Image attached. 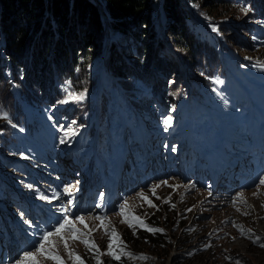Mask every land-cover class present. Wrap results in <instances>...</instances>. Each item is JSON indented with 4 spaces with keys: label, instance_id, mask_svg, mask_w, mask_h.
I'll use <instances>...</instances> for the list:
<instances>
[{
    "label": "rangeland",
    "instance_id": "rangeland-1",
    "mask_svg": "<svg viewBox=\"0 0 264 264\" xmlns=\"http://www.w3.org/2000/svg\"><path fill=\"white\" fill-rule=\"evenodd\" d=\"M235 2L236 5L233 4L230 9H226L228 16L224 17L229 30L224 31V34H230L231 39H234V45L232 47L229 46L231 50L226 51L223 56L226 58L227 63L232 64H227L223 67L225 72L222 77L218 75L213 78L214 87H206L207 89L200 90L207 98L205 100L216 110L218 100L224 89L234 84L231 77V73H234L233 71L239 70L240 73L249 77H251L250 75H255L256 72L260 75L264 74V58L261 59L256 55L260 48H264V0L260 2L262 7L259 4L254 6L251 3L252 7L249 0H236ZM249 13L252 15L253 28L259 26L258 28L261 29V32L252 29L247 34L236 24L238 20L243 21V26L248 23ZM229 19L230 21H227ZM200 20L203 21V17ZM200 25H202V22ZM215 29L216 27L207 30L211 34L210 41H215L216 43L218 38L221 39V37H218L220 34ZM230 29L232 30L230 31ZM129 45L128 43V50L131 48ZM152 53H150L147 61L144 62V59L140 61L144 68H151V62L157 56L152 55ZM157 59H159V64H162L168 58L164 52H161ZM237 59H239L240 63ZM102 65L103 59L100 58V55L93 58L85 67L87 74L83 75L79 82L75 83L70 80L72 87L68 86V84L64 86L69 91L62 103L55 105L62 120L61 143L58 153L61 163L64 161L63 156L69 144V136L75 137L77 131L87 125L84 124L80 127L79 124L85 122V119L88 122L89 112L84 109H78L77 106L80 102L93 98L94 88L91 86H95V82L91 85L90 81L93 78L96 80V77L99 76L98 69ZM231 65H233V68ZM217 66L220 67L221 65ZM251 71L253 72L250 73ZM104 73L105 75H102V78L99 77V81L101 80L102 95L108 97L114 86L112 83L119 84L107 70ZM74 75H76L75 72ZM185 81L186 86H178V88H183L185 93L182 96L178 93V96L174 98H171V94L180 90L176 89L177 86L174 85L173 78L162 79L156 88L152 85L153 78L149 79L148 83H144L140 79L134 80V86L130 91L133 93V97L142 100V104L146 105V109L151 108L150 104L154 103L159 109L160 113L157 116L161 120L156 125L162 124L165 126L164 131H158L160 133L154 134L157 140H153L154 149L158 152L153 157L154 173L158 174L157 177L144 182L146 184L139 183L136 187H132L133 184L122 182L121 186H118L119 196L107 216L92 214L88 211H77L75 216L70 219L67 231L60 232L63 234L59 236L54 235L58 237L49 238V241L44 243V251L35 252L34 261L25 260L23 254L19 264H91L95 259L104 260L105 262L103 258L111 259L112 257V255L107 254L110 251L109 243L113 245L111 252L117 256L119 248L123 244L121 240L123 231L127 227L145 228L147 216L154 213L157 204L162 205L165 202L169 212L167 217L168 219H173L170 225L165 228L169 242L168 249H166L167 252L165 251V254L158 256L154 252L142 249V247L130 249L126 252V257L135 264H264V247H261V244H264V185L260 184V180L264 178V163L260 160L259 152L255 153L253 157H250L248 153L242 154V162L240 161L236 169L238 170L241 165L240 174L236 177V181L241 179L239 182L243 181L245 183L242 186L239 185L231 189V191H225L226 195L223 197L216 195V193L209 197V192L206 188L193 179V176L183 179L178 175L180 171L177 168V159L175 158L180 150H182L183 154L190 150H186L185 141H177L178 138H181L180 134H178L179 129H177L178 121H176L175 127L173 126L174 121L179 120L180 117L177 114L179 113L177 106L190 103L196 115L201 111L207 110L205 107V109H202L198 99L191 95L194 89L190 88L191 82L188 80V76ZM82 85L91 89L92 92L86 91L83 94L80 93L81 90L79 92H75L76 89L73 90V86L79 87ZM115 87H117L116 84ZM226 93L230 104L225 103L223 106L230 108L227 111L239 113V111H234L235 103L232 101L234 92L226 91ZM139 96H142V99H139ZM161 99L170 103L171 106L167 111L163 110V107H159ZM110 102H112V99H110ZM33 108L37 114L42 116V112H40L42 109ZM65 109L71 112L69 113ZM219 112L225 113L223 110H219ZM3 120L4 118L0 116V122ZM107 120L110 127L113 126L114 121H119L115 108L107 117ZM166 120L169 121L168 124H164ZM188 122L194 123L190 128L199 127L198 123H195L190 115L186 124ZM234 125L235 122L233 123ZM260 137L261 135L259 134ZM70 142L73 143V140H70ZM216 155V152L213 153V159H215ZM169 157L170 159L167 160ZM170 164L174 165V167L169 166ZM213 164L216 165L217 169L216 160H213ZM0 165L3 164L0 163ZM215 165L213 166L215 167ZM7 172L11 177L16 178L19 174L13 170H7ZM195 172L199 173V171ZM129 186L131 187L130 189L128 188ZM20 187L24 190L22 183ZM72 189L71 187L69 190ZM121 206H124V215L120 214ZM77 217H83L84 223H80L76 219ZM97 217L100 219H97ZM133 217H138L139 220H135ZM102 221L103 224L101 223ZM140 221L143 223L141 224ZM190 221V225L184 231L186 232L185 236V234L183 235L184 232L180 233L181 227L186 226ZM113 233L116 235L113 236ZM176 238H178L177 243ZM65 242L67 243V248L64 246ZM93 244L95 245L94 247ZM49 256H58L59 260L50 259L48 258ZM241 260H245L244 263Z\"/></svg>",
    "mask_w": 264,
    "mask_h": 264
},
{
    "label": "trees",
    "instance_id": "trees-1",
    "mask_svg": "<svg viewBox=\"0 0 264 264\" xmlns=\"http://www.w3.org/2000/svg\"><path fill=\"white\" fill-rule=\"evenodd\" d=\"M98 1L109 28L106 56L109 72L127 93L136 79L148 83L153 78L152 85L156 88L162 79L173 78L180 91L172 93L171 98L178 96L183 90L181 87L186 86L179 61L185 67L191 88L198 93L197 86H209L220 64L217 42L210 41L211 34L207 29L216 27L223 43L230 47L234 45L230 34H224L229 31L224 17L228 16L226 9L236 5V0H185L188 5L183 0ZM249 1L262 7L261 0ZM158 11L165 39L159 32ZM102 12L95 0H0V109L6 115L0 122V132L10 131L8 123L22 124L24 121L23 101L13 94L12 82L19 87L24 99L29 100L26 96L35 87V99H44L47 91L39 94L38 90L46 87L51 97H59L62 101L66 95L59 92L58 86L64 81L79 82L87 74L86 65L101 54L106 42V22ZM202 17L203 21L200 20ZM251 17L249 13L248 23L244 26L243 21L236 22L247 34L252 29L261 30L259 26L253 28ZM161 52L168 59L159 64L156 58ZM150 53L157 56L151 62V68H144L140 61H147ZM256 55L263 59L264 48H260ZM90 82L91 85L95 82L96 86L97 77ZM95 86L91 87L95 90ZM85 87L73 86V90H81L83 94L92 92ZM105 101L102 96L103 106ZM92 105L93 102L89 101L84 107ZM163 204H157L154 213L147 216L145 228L127 227L123 231L119 259L112 255L111 259L103 258L105 262L95 259L91 264H135L126 257V252L141 247L158 256L165 254L169 243L165 228L173 219H168V206L166 202ZM190 223L181 227L180 233L186 231Z\"/></svg>",
    "mask_w": 264,
    "mask_h": 264
},
{
    "label": "bare ground",
    "instance_id": "bare-ground-1",
    "mask_svg": "<svg viewBox=\"0 0 264 264\" xmlns=\"http://www.w3.org/2000/svg\"><path fill=\"white\" fill-rule=\"evenodd\" d=\"M104 66H105V64H104V61H103L102 67L98 69V73L100 75V78H102V75H105V73H104ZM261 128H262V131L264 132V120L262 121ZM188 132H189V135L190 136L196 135L198 139H203L205 137L204 132L199 127H195V128L188 127ZM221 145H222V142L221 141H217V144H215V146H213V147L214 148H219V147H221ZM199 151L202 153V155L205 156L206 159H208V162H209V164L211 166L212 179L215 182H217V180H219L221 177H220V175L218 173V169H216V165L213 164V160L214 161L216 160V159H213V153H214L213 149L210 146H207V143H204L202 145H199ZM215 152L217 153V155L223 156L222 155V153H223L222 151L216 150ZM213 165H215V167ZM229 175H230V173H227L226 176L223 177V178H228ZM222 188L227 189L225 186L219 185V183H218V185L216 184V189H222ZM51 237H58V236L52 235L49 238H51ZM37 239H38V237H35V236L32 237V240H34V241L37 240Z\"/></svg>",
    "mask_w": 264,
    "mask_h": 264
},
{
    "label": "snow or ice",
    "instance_id": "snow-or-ice-1",
    "mask_svg": "<svg viewBox=\"0 0 264 264\" xmlns=\"http://www.w3.org/2000/svg\"><path fill=\"white\" fill-rule=\"evenodd\" d=\"M164 123L165 124H168L169 121L166 120ZM260 184L264 185V178H262L260 180ZM254 195H255V193H254ZM120 214L121 215H124L125 214L124 206H121ZM76 219L79 220L80 223H84V218L83 217H77ZM97 219H100V218L97 217ZM133 219L139 220L138 217H133ZM125 222H127V221H125ZM65 223H69V222L68 221H65ZM101 223L103 224V221ZM140 223L142 224L143 222L140 221ZM64 226H65L64 224H60L59 227H57L54 232H46V233H44V235L41 238L42 242H41L40 246L36 249V251L37 252H43L44 251V243L43 242L49 241V237L52 236V235H58L60 233V230L62 228H64ZM85 226L87 227V225H85ZM130 226H131V224H130ZM148 230L149 231H152V232L162 231V229H148ZM112 235L115 236L116 234L113 233ZM61 239H63V238L61 237ZM257 239H259V237H257ZM85 243H87V242H85ZM64 246H65V248H67V243L66 242H65V245ZM94 246L95 245L93 244V247ZM108 247H109V250L110 251L107 254L108 255H113V253L111 252V249L113 247L112 243H109ZM261 247H264V244H261ZM24 258H25V260H33L34 261L35 260V252H25L24 253ZM48 258L59 260V257L58 256H49ZM113 258L114 259H119V256H115L114 255ZM77 259H79V257H77Z\"/></svg>",
    "mask_w": 264,
    "mask_h": 264
},
{
    "label": "water",
    "instance_id": "water-1",
    "mask_svg": "<svg viewBox=\"0 0 264 264\" xmlns=\"http://www.w3.org/2000/svg\"><path fill=\"white\" fill-rule=\"evenodd\" d=\"M106 18V17H105ZM103 56H101V58H102Z\"/></svg>",
    "mask_w": 264,
    "mask_h": 264
}]
</instances>
